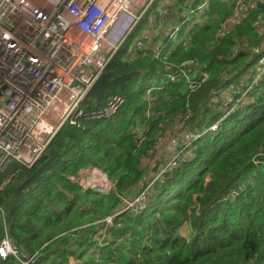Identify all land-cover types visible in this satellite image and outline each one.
<instances>
[{"label": "trees", "instance_id": "obj_1", "mask_svg": "<svg viewBox=\"0 0 264 264\" xmlns=\"http://www.w3.org/2000/svg\"><path fill=\"white\" fill-rule=\"evenodd\" d=\"M192 1L175 3L181 7ZM233 12L223 0H211L188 39L161 59L150 49L126 60L127 43L106 72L111 78L142 72L161 89L148 103L145 91L140 93L144 86H135L139 78L131 80L124 91L114 92L125 99L116 115L83 120L82 127L65 125L49 147L58 152L57 162L11 210L16 188L43 163L20 168L0 190V243L9 233L33 257L29 264H264V82L222 121L229 109L211 101L214 92L245 85L263 56L264 4L241 23L225 26ZM182 66L200 75L195 91L187 89L185 79L162 82ZM83 107L94 108L95 102ZM217 123V130L193 141L184 162L147 191L156 171L151 155L170 132L178 127L202 133ZM141 131L145 140L138 144ZM88 167L102 169L115 181L109 195L73 183L71 177ZM16 169L10 164L0 173V185ZM144 191L149 193L146 207L134 216L115 217L110 239L100 246L96 237H102L105 218L123 209L122 199ZM0 264L22 262L0 258Z\"/></svg>", "mask_w": 264, "mask_h": 264}, {"label": "built area", "instance_id": "obj_2", "mask_svg": "<svg viewBox=\"0 0 264 264\" xmlns=\"http://www.w3.org/2000/svg\"><path fill=\"white\" fill-rule=\"evenodd\" d=\"M173 1L0 0V173L10 164L17 167L14 173L20 168L34 167L65 125L82 127L83 120H103L116 115L125 105V99L118 93L108 95L105 105L93 111L83 107V101L119 51L127 43L129 48L130 38L137 34L126 60L145 54L149 50V39L147 30L143 31L144 25H150L162 14L174 19L168 40L154 47V57L161 59L163 53H170L188 39L211 2L193 0L187 6L175 7ZM223 2L234 10L226 17L225 26L241 23L257 4H264V0ZM262 54L249 71L246 84L233 87L235 97L221 101L222 106L229 109L224 118L242 106L247 96L264 82V39ZM162 78L166 84L185 79L190 91L200 87V75H192L184 66ZM160 89L153 80L152 86L145 90L144 101L149 103L153 92ZM217 128L218 125H214L210 131ZM188 133L184 140L187 146L199 138ZM144 140L143 134L136 137L138 144ZM185 151L186 148H182L176 158L161 164L154 182L183 163ZM96 169L91 170L92 173L99 172ZM82 172L72 181L86 191L89 189L81 184L82 178L88 177L85 180L89 181L93 177L89 172ZM11 179L7 177L0 190ZM95 189L108 195L115 184L108 181L106 188ZM147 191L140 194L139 209L146 207ZM128 213L136 214L133 209ZM109 224L111 227L112 223ZM0 258H15L22 264L33 260L18 249L9 233L0 243Z\"/></svg>", "mask_w": 264, "mask_h": 264}, {"label": "water", "instance_id": "obj_3", "mask_svg": "<svg viewBox=\"0 0 264 264\" xmlns=\"http://www.w3.org/2000/svg\"><path fill=\"white\" fill-rule=\"evenodd\" d=\"M143 73L133 71L123 76L111 78L107 72L101 74L98 79L89 88L83 103L86 106L91 104V100L95 102V107L100 108L104 105L106 97L114 93L117 89L124 91L127 87L128 82L131 80L142 77ZM215 92L212 93L214 96ZM157 151H154L151 155V160L155 158ZM59 154L56 150L49 149L46 154L40 158V162L43 164L32 174L30 178L22 182L15 190V201L11 207V210L15 209L20 205L25 197V194L35 184V182L42 177L58 160ZM171 172H167L165 177L169 176Z\"/></svg>", "mask_w": 264, "mask_h": 264}, {"label": "rangeland", "instance_id": "obj_4", "mask_svg": "<svg viewBox=\"0 0 264 264\" xmlns=\"http://www.w3.org/2000/svg\"><path fill=\"white\" fill-rule=\"evenodd\" d=\"M136 37H137V35H134L133 37H132V39H131V41H130V43H134V41L136 40ZM148 80H149V78H145V77H140L136 82H135V86L136 87H138L139 89H141L143 86H146L147 85V82H148ZM203 92V94H200L199 93V96H198V99L201 101V99L204 97V90L202 91ZM225 93H223V92H221V93H219L218 95H215V96H213L212 97V102H219L222 98H224L225 97ZM249 101H252V99L251 98H249L248 99ZM93 101V99L91 100V102ZM96 109H98L97 107H94V108H89L88 110H96ZM214 110H212V112H213ZM262 111H260L259 112V115H261L260 113H261ZM206 125H204L202 128H201V130H205L206 129ZM135 130H133V132H134ZM188 133V131H186V130H183L182 128H175V130H174V133H173V131L172 132H170V137H174L175 138V141L177 142V143H179L180 145H185V143H184V140H185V136H186V134ZM188 134H192V133H188ZM185 135V136H184ZM160 148V147H159ZM158 148V149H159ZM157 149V150H158ZM181 148H178L177 150H176V152H174L170 157H169V159L168 160H166V161H169V160H171V159H174V158H176L178 155H179V153L181 152ZM162 162L160 161V162H157V163H155L154 161H151L150 160V163L149 164H152L153 165V168H154V171H155V176L159 173V165L161 164ZM154 165L156 166V167H154ZM95 168H93V167H88V168H84V169H82V170H80L76 175H74V176H72L71 177V180H73V178H75V177H77V175L79 174V173H81L82 171L83 172H89V174L90 173H92V171L91 170H94ZM96 170H98V171H100V172H102L104 175H106V178H107V180L109 181V182H111L112 184H115V181H113L111 178H109V176H108V174L105 172V171H103L102 169H99V168H97ZM82 172V173H83ZM8 174H10V172L8 173ZM7 173H6V175H8ZM5 178H6V176H5ZM85 179H88V177H84V178H82V180H85ZM82 185L84 184V182H82L81 183ZM92 191H94V192H96V193H98V194H101V195H105V194H103V193H101V192H99V191H97V189H91ZM109 195V194H108ZM140 196L141 195H139L138 197H134L133 199H130V200H125V199H122L123 200V203H124V205H123V209L122 210H119L118 212H115L114 214H112V215H110L109 217H107V218H105V220H104V223H103V226H104V230L102 231V237L100 238L99 236H97L96 237V239L100 242L99 243V245L100 246H105L104 245V241L105 240H109L110 239V237H111V235H110V232H109V230L111 229V228H113L114 227V220L113 219H115V217H117L120 213H128L131 209H133L134 210V212H136V213H138V212H140L141 211V209H139L140 208V204L142 205V203H140V202H138L139 201V199H141L140 198ZM1 211V210H0ZM112 223V225H111V227H110V224L109 223ZM183 234L184 235H187V229L186 228H184L183 229ZM114 247H116V246H114ZM96 249L97 248H94L93 250L94 251H96ZM92 250V251H93ZM91 253V252H90ZM98 255H99V253H97L96 254V256H95V258H98ZM73 262H76L75 260H72ZM81 262H82V260H80ZM78 262L79 264H81V262Z\"/></svg>", "mask_w": 264, "mask_h": 264}, {"label": "crops", "instance_id": "obj_5", "mask_svg": "<svg viewBox=\"0 0 264 264\" xmlns=\"http://www.w3.org/2000/svg\"><path fill=\"white\" fill-rule=\"evenodd\" d=\"M172 5H174L175 7L177 6L175 3V0L172 2ZM173 19L174 18L171 16L161 14V15H158L156 19L154 20V22L151 23L150 25L148 26L144 25L143 31L147 30L148 32L149 50L154 49V47H156L159 43L161 45L164 44L168 40L169 33L173 26L172 24ZM136 38H138V35ZM223 93H225L226 95L224 98H222L219 101L220 103L222 100L224 102H226V100L231 101L235 97V92L232 89L225 90ZM173 133H174V130H173ZM178 148H179V143L175 141L174 137H170V134H169L161 143L160 148L157 150V154L155 158L153 160L151 159L150 160L154 161L155 163L160 162V161L162 163H165L167 162L166 160H168L169 157L174 152H176Z\"/></svg>", "mask_w": 264, "mask_h": 264}, {"label": "bare ground", "instance_id": "obj_6", "mask_svg": "<svg viewBox=\"0 0 264 264\" xmlns=\"http://www.w3.org/2000/svg\"><path fill=\"white\" fill-rule=\"evenodd\" d=\"M207 12V11H206ZM205 12V13H206ZM137 39V38H136ZM136 41V40H135ZM134 41V42H135ZM134 43H132V44H130L129 45V48H128V50L129 49H131L132 48V45H133ZM128 54V53H127ZM127 56V55H126ZM152 83H153V77H151V78H149V80H148V82H147V85L146 86H144L142 89H141V91H140V93L141 92H143V91H145L147 88H149V87H151L152 86ZM262 87V83L260 84V88ZM259 88V89H260ZM261 90V89H260ZM158 91V90H157ZM222 92H224V91H222ZM221 93V92H220ZM111 94H113V93H111ZM111 94H109V95H111ZM105 105V104H104ZM103 105V106H104ZM150 106H151V104H150ZM224 118V116L221 118V120L220 121H222V119ZM215 125H218V123L217 124H215ZM214 126V125H213ZM211 128V127H210ZM208 131H210V129H208V130H206V131H204V132H202V133H198V132H192L194 135H199V138L200 137H202L203 135H205V134H207L208 133ZM142 134V131L140 132V134H137L136 135V137L137 136H140ZM198 138V139H199ZM197 139V140H198ZM194 141H196V140H194ZM193 142V141H192ZM192 142L190 143V144H188V146L187 145H180L179 144V148H186V150H188L190 147H191V145H192ZM136 144V143H135ZM185 146H187V147H185ZM170 161V160H169ZM169 161H167V162H165V163H161V164H167ZM160 164V165H161ZM159 165V166H160ZM27 169H29V168H27ZM173 170V169H172ZM172 170H170V171H168V172H171ZM19 173V170L17 171V172H15V173H11V174H8L7 176H6V178L5 179H7V177H14V176H16L17 174ZM90 175L93 177L91 180H84L83 182H84V186L86 187V188H88L89 190H91V189H95V188H101V189H103V188H106L107 186H108V180H107V178H106V176L103 174V173H101L100 171L99 172H97V171H93V173H90ZM156 177V176H155ZM5 179H4V181H5ZM94 180H96V181H94ZM155 180V179H154ZM3 181V182H4ZM2 182V183H3ZM154 182V181H153ZM152 182V183H153ZM2 183H1V185H2ZM152 183H150V184H152ZM149 184V185H150ZM0 185V186H1ZM19 249V248H18ZM20 250V249H19ZM24 253V252H23Z\"/></svg>", "mask_w": 264, "mask_h": 264}]
</instances>
